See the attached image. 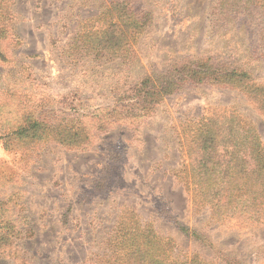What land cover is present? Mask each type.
Masks as SVG:
<instances>
[{
  "label": "rangeland",
  "instance_id": "1",
  "mask_svg": "<svg viewBox=\"0 0 264 264\" xmlns=\"http://www.w3.org/2000/svg\"><path fill=\"white\" fill-rule=\"evenodd\" d=\"M109 1L6 0L0 233L14 237L1 247L0 264H139L128 244L136 235L142 242L150 230L171 261L264 264V220L226 214L232 204L224 199L218 205L195 200L192 181L204 156L199 134L214 132L217 144L225 134L224 144L264 153L260 105L236 88L213 84L166 95L149 115L130 99L145 75L183 58L229 62L264 81L255 28L233 21L215 26L210 8L218 0H136L153 21L132 44L130 59L72 52L86 19ZM34 121L52 129L16 135ZM231 124L239 135L226 134Z\"/></svg>",
  "mask_w": 264,
  "mask_h": 264
},
{
  "label": "trees",
  "instance_id": "2",
  "mask_svg": "<svg viewBox=\"0 0 264 264\" xmlns=\"http://www.w3.org/2000/svg\"><path fill=\"white\" fill-rule=\"evenodd\" d=\"M135 1L110 0L103 6L99 15L86 19L87 24L83 32L78 34L70 45L71 51L76 50V54L86 52L91 55L95 54L96 57L110 61L130 59L133 55L132 44L146 34L153 21L151 11L137 10ZM5 7L6 0H0L1 23L4 18L6 19V11L9 10ZM210 15L213 16L215 26H224L233 21L240 27L255 28V50L258 56L264 54V0H218L211 6ZM96 24L100 26L97 27ZM1 25L0 37L2 35ZM78 42L83 43L78 44ZM193 84H213L236 88L259 104L260 110H264V81L253 78L249 72L237 69L229 62H217L211 57L196 60L183 58L170 65L165 72L145 75L131 89L130 99L134 107L140 108L146 112V115H149L166 95L176 94L186 86ZM130 117L135 118L134 115ZM45 127L47 130L52 129L48 124H45ZM45 127L39 121H34L25 123V126L15 133L22 139L28 133H32L31 135L35 137L38 133L44 132ZM235 132L238 134L236 127L231 124L226 134L234 137ZM248 134L252 136L256 146H259L258 137L251 133ZM199 135L202 138L197 139L200 141L198 148L204 156L202 159L197 158L195 164V169L200 172L193 171L195 200L202 201V198H205L218 205L224 199V204H232V212L226 214H239L246 218L256 217L258 220H264V202L260 203L264 199L263 151L258 152L250 148L252 150L250 154L247 147L240 146L237 142L224 144L225 134L219 144L215 141L214 132L208 131L206 134ZM241 139V137L238 138V140ZM244 154L250 155L243 157ZM225 158L228 160L223 163ZM221 164L225 165L228 171H225L227 174L222 176ZM205 167L206 173L204 172ZM203 182L207 183L204 189ZM239 192H242V195L239 196ZM233 205H235L234 208ZM13 237L14 234L9 231L0 233V249ZM133 237V243L128 244V252L135 263L138 261L139 264H213L199 257H194L191 263L171 261L167 250L159 244L161 239L152 234L151 230L142 235L144 237L142 242L139 241L141 235ZM111 255L104 254V257L111 258Z\"/></svg>",
  "mask_w": 264,
  "mask_h": 264
}]
</instances>
